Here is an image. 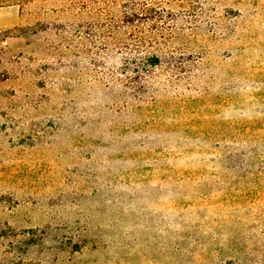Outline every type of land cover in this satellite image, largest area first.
<instances>
[{"label":"rangeland","instance_id":"obj_1","mask_svg":"<svg viewBox=\"0 0 264 264\" xmlns=\"http://www.w3.org/2000/svg\"><path fill=\"white\" fill-rule=\"evenodd\" d=\"M0 264H264V0H0Z\"/></svg>","mask_w":264,"mask_h":264},{"label":"trees","instance_id":"obj_2","mask_svg":"<svg viewBox=\"0 0 264 264\" xmlns=\"http://www.w3.org/2000/svg\"><path fill=\"white\" fill-rule=\"evenodd\" d=\"M149 59H150V60L152 59V61H151L152 64H150L152 67H153V66H156L157 64L161 67V65H160L161 62L159 61V59H160L159 56H157V55H155V56H154V55H151V56L149 57ZM162 66H164V65H162ZM167 71H168V70H167ZM167 71H166V72H167Z\"/></svg>","mask_w":264,"mask_h":264}]
</instances>
